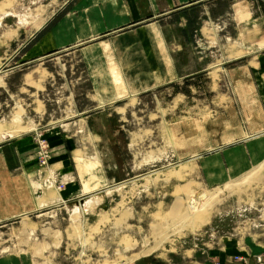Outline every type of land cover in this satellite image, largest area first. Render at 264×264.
Segmentation results:
<instances>
[{"label":"crops","instance_id":"0c3cea01","mask_svg":"<svg viewBox=\"0 0 264 264\" xmlns=\"http://www.w3.org/2000/svg\"><path fill=\"white\" fill-rule=\"evenodd\" d=\"M67 5L64 3L45 20V27L41 26L43 30H37L41 31L39 39L6 73H13L25 64L55 54L77 51L97 100L98 92H105L102 95L105 103H95L96 107L102 108L148 92L167 90L183 81L194 80L197 75L210 74L212 53L215 54L213 50L218 45L222 50L229 40H234L235 50L246 53L238 54L228 62H243L236 69L242 78L247 74L252 76L258 92L256 101H251L255 102L256 112L249 122L254 128L244 129L247 135H243L235 146L225 150L220 148L222 152L215 153L216 158L208 156L203 162V170L199 172L203 174V184L207 181L211 185L214 169L221 172V182L224 172L226 179L230 180L233 178L231 172L239 178L264 164V7L258 0H78L75 12H67L52 27L46 28ZM4 12L0 11V14ZM5 13L0 15V27L11 22L6 18L10 14ZM191 27L196 34L195 40L186 38ZM15 40L10 33L0 36V74L16 57V51L11 50ZM86 42L90 44L81 47ZM28 54L29 61L21 63ZM224 57H228L227 53L221 56ZM244 59L249 60L245 63ZM226 63L214 66H225ZM49 75L47 73L46 78ZM116 76H120V82ZM41 81L43 79L38 74L27 73L21 85L34 87ZM80 120L83 124L87 123L84 119ZM63 125L55 124L46 131L48 137L67 140L68 147L59 143L53 148L54 152H58L54 157L59 161L54 167L62 170L60 179L68 184L59 192L46 190L45 187L38 191L39 196L36 195L35 185L41 180L33 137H23V134V138L18 135L13 140L8 132L1 131L4 140H0V235L5 233L2 229L8 227L12 238L3 241L11 245L0 248V264H53L52 251H58L63 246L68 252H72L73 248L76 259L84 253L90 254L92 261L89 264H259L257 258L260 256L264 262V234L254 231L244 236L220 237L210 243L203 238L177 240L180 246L176 244L174 250L169 246L155 250L144 248L143 244H139L137 233L132 230V227L140 228L142 225L133 226L126 209V212L123 210L125 215L122 211L108 209L104 213L95 211L92 215L87 214L78 219L77 231L72 224L74 207L70 204L77 199L79 204L75 211L82 213L96 196L121 182L106 170H103L105 179L83 177L76 161L80 149H73L69 142L71 136L63 134L70 124ZM113 166L117 169L116 164ZM164 171L154 175L164 176ZM150 173L145 174L153 175ZM143 175L124 179V187L136 181L145 183ZM171 175L170 180L176 179L174 174ZM192 181L203 185L196 179ZM92 194L96 195L90 198ZM84 198L88 201L82 210L80 203ZM126 198V202L133 203L141 201L142 196ZM162 199L159 204H165L164 196ZM176 199H172V203ZM68 200L73 201L59 204ZM37 202L44 206L37 207ZM15 221H18V226ZM12 234L17 235L16 238ZM35 235L44 240H35Z\"/></svg>","mask_w":264,"mask_h":264},{"label":"rangeland","instance_id":"374dc122","mask_svg":"<svg viewBox=\"0 0 264 264\" xmlns=\"http://www.w3.org/2000/svg\"><path fill=\"white\" fill-rule=\"evenodd\" d=\"M77 1L0 0V11L8 12L10 16L6 18L11 19L6 26L0 27V36L10 33L16 39L12 41L11 48L12 52L16 51V57L0 74V134L3 133L1 130L8 132L13 140L18 135L21 138L33 137L41 180L35 185L36 195L39 196L38 191L45 187L46 190L59 192L68 184L60 179L62 170L54 167L59 161L54 157L58 152H54L53 148L59 143L68 147L67 140L48 137L46 131L55 124L68 123L70 125L63 134L71 136L69 142L73 149H80L76 161L83 177L105 179L106 170L121 182L96 196L88 208L80 207L84 209L82 213L75 211L79 202L74 199L70 205L74 207L72 224L77 231L78 219L87 214L92 215L95 211L104 213L107 209L123 212L126 209L133 226L142 225L140 228L132 227L139 244L151 250L165 249L166 246L174 250L176 244H180L177 240L203 238L210 243L218 241L220 237L244 236L251 231L264 234V164L239 178L233 174L235 172H231L233 178L229 181L224 172L225 177L221 182V172L214 169L211 185L207 181L203 184V174L199 172L203 170V162L208 156L210 159L216 158L215 153H219L220 148L225 150L235 146L243 135H247L244 129L254 128L249 122L256 112L255 102L251 101L257 99L258 92L252 76L247 74L242 78L236 69L243 62H228V59L233 60L238 54L246 53L235 50L234 40H229L222 50L219 45L213 50L215 54L212 53L213 68L210 74L197 75L194 80L183 81L167 90L148 92L141 97L120 100L102 108L96 107L95 103H105L102 98L105 92L99 91L97 100L77 51L55 54L25 64L13 73L5 72L39 39L45 27L43 24L52 13H56L64 3L68 4L46 28L52 27L67 12H75ZM258 2L264 4V0ZM254 6L257 8V1ZM40 29V32L37 31ZM187 31L186 38L195 40L194 29L191 27ZM89 44L86 42L81 47ZM224 53L228 57L223 59L221 56ZM28 58L29 54L21 63L28 62ZM248 60L243 61L246 63ZM218 61L219 64L227 63L225 66H214ZM27 73L38 74L43 81L34 87L21 85ZM47 73L50 75L46 78ZM118 80L120 82V76ZM80 119L87 123L83 124ZM241 131L244 133L241 134ZM23 134L25 136L22 137ZM0 140H4L1 135ZM216 150L219 151L213 152ZM161 170L164 176L154 175ZM150 171L153 175L147 176L145 173ZM170 173L176 179L170 180ZM138 174H144L145 183L136 181L124 187V179ZM193 179L203 185L191 182ZM129 196H142V199L129 203L126 202ZM163 196L166 202L159 204ZM204 197L210 199L203 202ZM115 198L116 201L113 200ZM172 199L177 201L172 203ZM199 204V208H196ZM36 206L44 205L37 202ZM15 222L18 226V221ZM2 230L5 233L0 235L1 249L11 245L3 241L12 238L8 227ZM211 232L214 237H210ZM12 235L15 236L13 238L17 236ZM33 237L41 242L44 240L40 235ZM133 243L137 244L136 241ZM71 251L68 252L66 246L52 251L53 261L57 264L91 263L90 254L84 253L76 259L74 249Z\"/></svg>","mask_w":264,"mask_h":264},{"label":"bare ground","instance_id":"6f19581e","mask_svg":"<svg viewBox=\"0 0 264 264\" xmlns=\"http://www.w3.org/2000/svg\"><path fill=\"white\" fill-rule=\"evenodd\" d=\"M2 131V130H1ZM105 191H107V190H105ZM96 195V194H95ZM94 194H92L91 195V197L90 198H92L93 196H95ZM89 198V199H90ZM87 198H84V201H83V203H80L81 205V207H85L86 206V203H87V201L88 200H86ZM208 199H210V198H208V197H204V199L202 200L203 202H205V201H207ZM199 206H200V204L199 205H197V207L196 208H199Z\"/></svg>","mask_w":264,"mask_h":264},{"label":"built area","instance_id":"2783aa9c","mask_svg":"<svg viewBox=\"0 0 264 264\" xmlns=\"http://www.w3.org/2000/svg\"><path fill=\"white\" fill-rule=\"evenodd\" d=\"M210 237H214V235H213V233L211 232V235H210ZM257 260H258V262H259V264H262V263H264L263 262V259H262V257L260 256V257H258L257 258Z\"/></svg>","mask_w":264,"mask_h":264},{"label":"trees","instance_id":"16d2710c","mask_svg":"<svg viewBox=\"0 0 264 264\" xmlns=\"http://www.w3.org/2000/svg\"><path fill=\"white\" fill-rule=\"evenodd\" d=\"M262 7H264V5L262 4ZM264 9V8H263ZM188 82V81H187ZM160 264V263H159Z\"/></svg>","mask_w":264,"mask_h":264}]
</instances>
